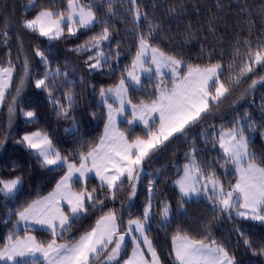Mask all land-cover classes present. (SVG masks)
<instances>
[{"label":"snow or ice","instance_id":"1","mask_svg":"<svg viewBox=\"0 0 264 264\" xmlns=\"http://www.w3.org/2000/svg\"><path fill=\"white\" fill-rule=\"evenodd\" d=\"M129 3L131 6L127 13L131 19L127 22L133 28L128 32L135 41V52L118 83L109 88L102 87L99 91L107 111L103 134L98 142L82 141V150L70 154L73 156L70 159L69 155L56 148L46 132L27 133L16 141L35 156L40 167L50 172L63 171V175L48 195L8 210L7 215L9 218L14 216L15 223L4 243L0 244V264H163L149 236L156 180H150L147 185L148 199L142 215L132 218L129 212L130 218L126 224L120 211L114 207L105 210L104 202L116 201L126 184V199L131 202L136 197L141 175L146 171L145 162L177 140L186 141L189 145L185 155L187 162L182 169H177L178 172L182 171V175L174 181L180 193V207L183 208L194 198H203L209 203L214 217L224 216L233 223V231L240 238L239 242L252 255L264 257V238L254 240L243 227V222L264 225V156L257 162V154L250 148L252 137L246 134L255 132L258 126L264 128V119L258 124L248 112H244L243 115L234 116L231 126L222 124L216 128L209 125L212 131L207 133L204 143L210 144L213 149L219 148L222 153L223 162L219 164L223 169L221 174L217 173V165L212 161L198 159L202 150L191 135L193 128H203L206 119L218 112L225 101L241 89L243 82L250 80L247 88L240 91L241 99L250 95L258 84L264 85V75L257 74V69L264 70V37H257L255 42L238 39L228 62H213L212 53L202 48L201 52L208 63L193 65L178 54L162 50L155 43L160 24L149 19L148 13L141 10L138 0H129ZM105 4L108 19L98 18L95 0H66L64 9L41 8L32 18L23 19L21 27L54 41L76 37L82 29L92 30L99 26L100 31L96 35L88 37L72 51L88 53L94 50L85 61L89 71L103 70L105 67L111 70V61L118 60L120 56L119 42L115 50L111 48L114 28L111 20L117 16V12L111 0H105ZM29 6L35 7V0H29ZM244 11L241 9V12ZM169 14L180 13L177 8H171ZM248 23L254 22L249 20ZM6 28L5 23V28L0 29L5 45L9 40ZM10 51L9 48V59L0 64V105L4 104L16 73ZM33 51L44 66L42 76L34 80L35 87L47 93L57 116L74 121L71 112L76 101L69 87L74 82L67 79V72L59 67H51L46 50L37 47ZM21 67L24 75L19 83L23 85L25 78L33 71L27 56ZM142 77L153 82L155 93L146 100L133 103L129 89L142 91L145 87ZM56 89H63L66 104L54 96ZM15 91L19 95L20 86ZM109 100L113 102L109 103ZM15 102L13 97L9 104L10 114L15 110L12 107ZM23 114L33 122L37 115L34 111ZM92 116L95 118V113ZM121 117L130 128L141 125L144 135L130 137L128 132L122 131L118 124ZM65 131L75 134L78 128L73 123V127ZM260 135L264 137V132ZM6 141V134L0 132V149L4 148ZM220 159V156L213 157L217 162ZM229 166L235 182L227 180ZM11 167L14 174L8 179L0 178V193L5 198H15L23 190V176L15 175L21 165L14 162ZM91 178L99 181V193L97 187L89 190ZM162 203L163 208L159 213L161 227L167 225L171 218V205ZM123 207L122 202L121 209ZM90 209H99L102 213L95 225L72 242H60L71 232L73 224L86 216ZM38 228L47 231L51 239L38 240L32 234ZM21 230L23 235L20 234ZM202 231L201 236L182 228L175 231L171 236L172 248L169 253L174 264H239L235 252L212 238L207 225ZM128 240L132 245L130 255L127 252Z\"/></svg>","mask_w":264,"mask_h":264},{"label":"trees","instance_id":"2","mask_svg":"<svg viewBox=\"0 0 264 264\" xmlns=\"http://www.w3.org/2000/svg\"><path fill=\"white\" fill-rule=\"evenodd\" d=\"M111 2L117 12V16L111 20L114 25L111 48L115 50L119 42L120 56L118 60L111 61V70L105 67L103 70L89 71L85 61L94 50L83 53L72 51V49L83 44L88 37L96 35L100 31L99 26L92 30L82 29L76 37L48 41L46 38L24 30L21 27V21L25 18H32L41 8L64 9L66 0H35V7L29 6V0H0V29H4L6 23L5 30L9 34V40L5 45L2 32H0V64L9 59L10 48V58L16 65L12 87L5 97L4 104L0 106V132L7 136L4 148L0 149V178L8 179L14 174L11 167L14 162L21 165L15 175L23 176V190L15 198H5L0 193V244L4 243L6 235L15 223V217L9 218L7 215L8 210L20 208L26 202L46 196L53 191L56 182L63 175V171L50 172L40 167L35 156L16 141L25 133L43 131L51 137L57 149L73 159L70 154L82 150V141L97 143L103 134L107 110L100 102L99 91L102 87L109 88L118 83L121 73L126 71L125 66L130 64L135 52V41L128 32L133 28V25L127 22L131 19L127 13V9L131 6L129 0H111ZM138 3L141 10L148 13L149 19L161 26L155 43L162 50L170 54H178L193 65L208 63L207 57L201 52L202 48L212 53L213 62L216 60L228 62L231 59L232 47L238 39H250L255 42L257 37H264V0H138ZM95 5L98 18L108 19L105 16V0H95ZM171 8H177L180 14L170 15L169 9ZM241 9L245 11L241 12ZM249 20L254 23L249 24ZM141 25L144 26L143 20ZM37 47L46 50L53 69L59 67L61 71L68 73L67 79L74 82L69 85L76 101L71 112L75 118L74 121L57 116L56 109L47 93L35 87V78H40L44 71L43 64L33 51ZM241 51L243 52L244 49ZM221 52L224 53L223 56L220 55ZM18 56L19 59H17ZM25 56L33 71L24 80L23 97L12 105L15 108L16 120L11 122L9 104L15 97L16 87L23 86L19 81L24 75L21 65ZM257 74L264 75V70L257 69ZM142 83L145 85L142 91L129 89L133 103H138L141 99L146 100L148 96L155 93L153 82L144 78ZM249 83L250 80L243 82L241 89L226 100L218 112L206 119L203 128L197 127L191 130L192 137L196 139L197 145L202 150L198 159L215 163L218 174L223 172V169L219 167V164L223 162L222 153L219 148L213 149L210 144L205 145L204 143L207 133L212 131L209 125H215L216 128L222 124L231 126L234 116L243 115L244 112H248L258 124L264 119V85L258 84L250 95L243 99L240 98V91L247 88ZM53 94L62 103H67L63 89H56ZM23 109L36 112L34 122L22 117ZM92 113H95V118ZM73 123L77 126L78 132L70 134L65 130L71 129ZM119 125L120 129L128 132L130 137L144 135V129L140 125L130 128L124 120L120 121ZM261 132H264V128L258 126L255 132L246 133L252 137L250 148L257 154V162L261 156H264V137L260 135ZM188 149L189 145L186 141L177 140L171 143L166 150L158 152L145 162L146 171L141 175L140 183L137 185L136 197L131 202L126 199L128 192L126 184L118 193L116 201L105 200V210L116 208L120 211L124 224L130 218L129 212L132 218L141 216L148 199L147 185L150 180L155 179L154 215L149 236L163 264H174L169 253L172 248L171 236L178 228L201 236L205 225L212 238L235 252L239 264H264V257L252 255L239 242L240 238L233 231L234 225L230 220L224 216H213L206 200L195 199L184 204L183 208L180 207V193L173 183L182 173L177 169H182L186 162L185 155ZM216 156L221 157L218 162L213 160ZM229 172L227 180L235 181L230 166ZM98 183L97 179L91 178L88 182L89 190L97 187ZM76 187L79 188V185ZM99 192L100 189L97 187V193ZM122 202L123 209H121ZM162 202L171 205V218L163 227L160 226L161 217L159 215L163 208ZM101 214L99 209H90L86 216L73 224L71 232L67 233L61 241L72 242L78 239L80 235L95 225V221ZM123 227L122 224V229ZM243 227L254 240L264 238V225L256 222H243ZM33 233L38 240L51 239L50 234L45 230L37 229ZM20 234H24L22 230Z\"/></svg>","mask_w":264,"mask_h":264},{"label":"rangeland","instance_id":"3","mask_svg":"<svg viewBox=\"0 0 264 264\" xmlns=\"http://www.w3.org/2000/svg\"><path fill=\"white\" fill-rule=\"evenodd\" d=\"M44 38V37H43ZM47 39V38H46ZM108 42H105V44H107ZM182 71H183V69H182ZM143 79H144V77H142V82H143ZM23 95H24V85L21 87V91H20V93H19V95H17V93H15V100H16V102H15V104L23 97ZM100 102L102 103V101H101V98H100ZM109 103H112L113 101L112 100H109L108 101ZM103 104V103H102ZM15 109V108H14ZM107 110V109H106ZM26 111H32V110H28V109H23L22 110V117L25 119V120H28V121H30V119L28 118V117H26V116H24V112H26ZM10 118H11V122H14L15 120H16V112H15V110H14V112L13 113H11V115H10ZM120 120H124V117H121L120 118ZM119 127H120V125H119ZM29 133H32V132H29ZM25 134H27V133H25ZM187 162V161H186ZM185 162V163H186ZM231 167V166H230ZM180 175H182V173L180 174ZM179 175V176H180ZM179 176L176 178V179H178L179 178ZM175 179V180H176ZM174 180V181H175ZM232 182H235V181H232ZM174 184V183H173ZM174 186L177 188V186L174 184ZM177 190H178V188H177ZM179 191V190H178ZM193 200H195V198L193 199ZM65 211H67V209H65ZM134 218V217H133ZM127 222V221H126ZM126 224V223H125ZM42 230V229H41ZM33 235H35L34 233H33ZM36 236V235H35ZM128 242V254L130 255L131 254V248H132V245H131V241L130 240H128L127 241ZM126 258V257H125Z\"/></svg>","mask_w":264,"mask_h":264},{"label":"crops","instance_id":"4","mask_svg":"<svg viewBox=\"0 0 264 264\" xmlns=\"http://www.w3.org/2000/svg\"><path fill=\"white\" fill-rule=\"evenodd\" d=\"M13 77H14V75H13ZM9 90H10V88L8 89V92H9ZM8 92H7V93H8ZM7 93H6V95H7ZM5 97H6V96H5ZM0 106H1V105H0ZM120 121H122V120H119V121H118V124L120 123ZM136 125H139V124H136ZM136 125H133V126H136ZM140 126H141V125H140ZM54 188H55V187H54ZM53 190H54V189H53ZM47 195H48V194H47ZM38 229H39V228H38ZM42 230H43V229H42ZM32 234H33V233H32ZM21 235H23V234H21ZM60 242L63 243V242H65V241H60Z\"/></svg>","mask_w":264,"mask_h":264}]
</instances>
